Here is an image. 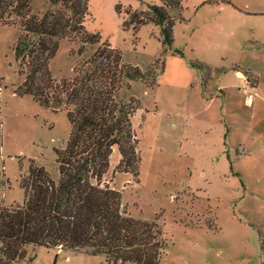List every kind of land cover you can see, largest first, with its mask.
<instances>
[{
	"label": "rangeland",
	"instance_id": "374dc122",
	"mask_svg": "<svg viewBox=\"0 0 264 264\" xmlns=\"http://www.w3.org/2000/svg\"><path fill=\"white\" fill-rule=\"evenodd\" d=\"M152 4L162 0L88 3L86 29L146 73L122 91L139 101L133 115L139 181L130 172H116L120 154L113 150L102 182L122 193L126 214L160 224L167 246L161 264H264V15L250 12H264V0H183L170 47L160 25L137 30L130 24L133 14ZM49 8V0H33L31 11ZM20 35L30 34L16 23L0 24L5 205L23 202L21 179L32 163L58 175L55 149L65 146L71 124L64 109L54 111L15 92L25 80L15 58ZM78 47L77 40L60 41L50 60L55 77L70 76L96 45L82 55L72 51ZM175 47L185 49L183 55L172 54ZM238 69L248 81L239 79ZM251 86L257 95L248 103ZM4 264L112 263L102 255L30 245L25 257Z\"/></svg>",
	"mask_w": 264,
	"mask_h": 264
},
{
	"label": "trees",
	"instance_id": "16d2710c",
	"mask_svg": "<svg viewBox=\"0 0 264 264\" xmlns=\"http://www.w3.org/2000/svg\"><path fill=\"white\" fill-rule=\"evenodd\" d=\"M49 1L53 9L41 14L31 11L33 0H0V24H19L30 34L20 35L15 46L25 74L15 92L54 111L64 109L71 123L65 146L55 149L58 175L32 163L21 179L23 202L0 203V263L25 257L30 245H43L102 255L112 264H161L167 246L160 224L126 214L122 193L102 182L114 147L120 154L116 172H130L139 181L140 139L133 127L139 101L122 91L146 73L124 61L119 48L102 42L99 33L86 29L90 0ZM182 9L183 0H162L133 14L130 24L137 30L150 22L160 25L170 47ZM116 11L121 13L117 6ZM64 38L79 42L72 50L78 55L88 46L96 48L76 63L70 76L55 77L50 60Z\"/></svg>",
	"mask_w": 264,
	"mask_h": 264
},
{
	"label": "crops",
	"instance_id": "0c3cea01",
	"mask_svg": "<svg viewBox=\"0 0 264 264\" xmlns=\"http://www.w3.org/2000/svg\"><path fill=\"white\" fill-rule=\"evenodd\" d=\"M222 7H224V6H222ZM224 8H226V7H224ZM224 10H226V9H224ZM239 11H241V10H239ZM250 12H254V14H260V13H261V15H264V12H258V11H250ZM241 13H243V12H241ZM245 14H247V12H245ZM248 15H253V14H252V13H249ZM241 40L243 41V39H241ZM260 44H261V43H260ZM261 45H262V44H261ZM177 49H178V50H181L182 52L185 51V49L175 47V48H174V51H173L172 54H179V53H176V52H175V50H177ZM179 55H180V54H179ZM236 74H237V76L239 77V79L243 80L244 82H245V81H248L247 78H245L246 75H245L242 71H239V69L236 70ZM211 100H213V98H212ZM247 101H248V103H252V102L255 101V98H254L252 101H250V100H247ZM114 151L117 152L116 147H114Z\"/></svg>",
	"mask_w": 264,
	"mask_h": 264
},
{
	"label": "built area",
	"instance_id": "2783aa9c",
	"mask_svg": "<svg viewBox=\"0 0 264 264\" xmlns=\"http://www.w3.org/2000/svg\"><path fill=\"white\" fill-rule=\"evenodd\" d=\"M2 86H0V93H1V88ZM246 92H247V95H246V98L247 100H250L252 101L254 99V96L257 95L255 92H254V86H251V90L248 91V89H246Z\"/></svg>",
	"mask_w": 264,
	"mask_h": 264
}]
</instances>
